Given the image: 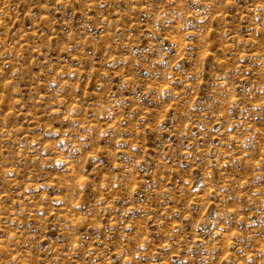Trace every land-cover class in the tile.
I'll return each instance as SVG.
<instances>
[{"label": "rangeland", "instance_id": "1", "mask_svg": "<svg viewBox=\"0 0 264 264\" xmlns=\"http://www.w3.org/2000/svg\"><path fill=\"white\" fill-rule=\"evenodd\" d=\"M261 4L0 0V264H264Z\"/></svg>", "mask_w": 264, "mask_h": 264}, {"label": "snow or ice", "instance_id": "2", "mask_svg": "<svg viewBox=\"0 0 264 264\" xmlns=\"http://www.w3.org/2000/svg\"><path fill=\"white\" fill-rule=\"evenodd\" d=\"M228 2H229V4H230V3H231V0H228ZM260 8H261V9H264V4H261V5H260ZM256 19L259 20L260 17H256ZM233 103H235V99H234ZM160 123H163V121H161ZM93 159H95V157H93ZM57 163L59 164L60 161H57ZM86 180H87V177H84V178L81 180V187H82L83 184L86 182ZM234 235H235V234H234ZM141 247H143V245H141ZM225 259H227V257H226ZM249 259H251V258H249Z\"/></svg>", "mask_w": 264, "mask_h": 264}, {"label": "clouds", "instance_id": "3", "mask_svg": "<svg viewBox=\"0 0 264 264\" xmlns=\"http://www.w3.org/2000/svg\"><path fill=\"white\" fill-rule=\"evenodd\" d=\"M193 2H195V0H193ZM189 7H191V5H189Z\"/></svg>", "mask_w": 264, "mask_h": 264}]
</instances>
